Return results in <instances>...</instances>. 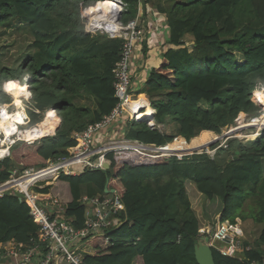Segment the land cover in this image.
Listing matches in <instances>:
<instances>
[{
    "label": "trees",
    "instance_id": "obj_1",
    "mask_svg": "<svg viewBox=\"0 0 264 264\" xmlns=\"http://www.w3.org/2000/svg\"><path fill=\"white\" fill-rule=\"evenodd\" d=\"M123 1V24L138 17L140 5L165 13L172 47L149 71L142 94L133 97L151 101L156 126L121 117L104 136L124 134L157 146L192 144L217 137L214 133L234 124L241 113L259 114L252 97L258 86L264 87V0H171L168 5L163 0ZM95 4L108 3L0 0V36L15 25L32 38L17 62L0 69V76L13 80L30 72L31 122L42 121L49 109L60 119L55 135L11 148V156L0 160V182L19 166L39 169L68 154L77 144L75 132L102 121L117 106L114 81L123 40L85 32L83 10ZM0 97V103L11 102L7 94ZM82 99L88 103L82 104ZM107 158L110 169L62 174L45 189L62 199L60 207L75 228L86 220L82 189L87 188L90 197L106 194V188L118 191L124 206L116 215L120 223L89 241L93 252L83 254V264H135L137 259L142 264H198L200 222L187 180L208 199L221 200L220 221L235 223L241 216L262 225L258 239L245 242L238 257L212 247L215 263L264 264V134L249 144L231 138L214 155L194 153L180 159L119 150ZM247 199L250 213L244 214ZM38 232L19 194L9 191L0 197V243L13 240L28 247Z\"/></svg>",
    "mask_w": 264,
    "mask_h": 264
},
{
    "label": "built area",
    "instance_id": "obj_2",
    "mask_svg": "<svg viewBox=\"0 0 264 264\" xmlns=\"http://www.w3.org/2000/svg\"><path fill=\"white\" fill-rule=\"evenodd\" d=\"M102 1L104 4L109 3V6L96 13H92V10L98 7L97 4L87 7L83 10L82 17L84 18L86 33L106 32L110 38L123 40L121 57L116 64L114 81L118 104L102 121L89 125L82 132H75L74 137L77 144L68 148V154L57 159H50L45 167L39 169L19 166L11 172L9 179L0 182V197H4L9 191H15L20 195L21 200L29 205L31 217L39 226L37 236L31 239V244L28 247L13 240L5 244L0 243V262L3 258H8L13 260V264H83V254L87 253L85 248L90 245L89 241L97 234L102 233L103 230L120 223L116 215L124 207L121 197L118 193L111 192L93 197H82V202L87 207L86 220L82 228H75L73 220L67 218L64 210L60 207L62 199L53 192L45 191V189L55 185L62 174L80 175L85 169H104V165L110 163L107 155L119 150H134L149 157L178 156L165 154L163 148L166 145L144 144L129 140L126 137L123 140L118 139V137L107 138L103 134L104 130L117 127L115 125L121 117H128L130 121H141L143 118H140L138 113L141 115L146 112L147 105H136L140 98L134 100L135 92L132 91L134 80L137 77L132 67L135 57L134 50L146 37L145 26L140 23L138 17L127 24L121 22L122 13L127 9V3L123 0ZM142 80L146 83V78H142ZM25 83L28 90L31 91L28 81ZM256 91L264 92V87L258 86L254 91V97ZM20 99L23 100V96ZM30 100L25 101L23 112L26 115L23 117V122L16 120L14 114L21 109L11 105V102L8 108L11 119L0 117V160L10 157L11 148L18 142L24 141L31 144L56 134L60 126L57 111L55 109L47 110L44 119L33 124L28 114ZM252 100L260 107L259 114L249 120H247L248 115L245 114V119L239 120L237 126L229 129L225 137L228 136L231 139L230 137L234 136V131L247 130L252 127L255 130L252 138L257 139L264 134V103L255 99ZM149 106L153 108V113H155L156 110L150 100ZM49 111L53 112L54 115H46ZM146 122L150 127L156 126L153 118ZM43 124L51 125V129L46 134L27 135L28 130L36 131ZM240 231L241 228L238 224L219 222L216 231L211 232L209 236L214 242L209 244L211 247H215L216 242L230 244L231 248L228 251L221 248L217 249L223 255L232 257L236 255V250H238L232 235L239 234ZM41 247L42 249H40ZM232 248L234 251H230Z\"/></svg>",
    "mask_w": 264,
    "mask_h": 264
},
{
    "label": "rangeland",
    "instance_id": "obj_3",
    "mask_svg": "<svg viewBox=\"0 0 264 264\" xmlns=\"http://www.w3.org/2000/svg\"><path fill=\"white\" fill-rule=\"evenodd\" d=\"M101 33H104V32H101ZM191 38L192 37H188L187 39L190 40ZM31 41H32L31 35L28 33H25V31H22V30H16L15 25L11 27L8 30V32H6L4 35H1L0 36V69L4 66L11 67L15 62H17L18 59L21 57L22 53L28 49L29 43H31ZM0 81H4L2 76H0ZM132 91L136 92V94L133 96L134 98L142 94L141 93L142 89H140L139 87L133 86ZM252 99H254V94H253ZM81 103L85 104V103H88V101L87 99H82ZM245 114L242 117V119H240L241 114H239V116L235 120V123L224 128L220 134L214 133L215 136L220 137V138L219 140L216 139L215 142L210 143L208 147L205 146L195 151L185 152V153L178 155L177 157L181 159L187 155L194 154V152L195 153L207 152L213 155L215 153L214 151L226 145L225 142L228 141L229 137L228 136L225 137V134L228 132L229 129L236 127L239 120H244ZM254 117L256 116L248 115L247 120L254 118ZM159 127H161V125H159ZM254 132H255L254 127H252V128H248L247 130L237 131V133H234L233 137H237L238 139L240 138V140H242L244 143L249 144L250 142H253L256 140L252 138V136L248 137V135L250 134L253 135ZM233 137H230V138H233ZM123 138H125L124 134L118 137V139L120 140H123ZM121 144H123V142H121ZM184 184L191 198L192 209L196 213L198 220L200 222V229H199L200 235L202 237L209 238V240H207L208 243L211 244V242H214L213 239L212 238L210 239L209 236L211 232L216 231V227L219 222H226V223L230 222L232 225H235V224L240 225V228H241L240 233L232 235L234 237L233 241L236 244L237 249H238L236 250V253H235L236 255L232 257H238V255L241 254L240 251L242 252L244 251L245 242L254 243L258 239L260 230L262 228L261 224L255 223L251 218L245 221L243 220L241 216L235 218V223H232L229 219L220 221L221 215L223 212V208H222L223 204L221 200L219 198L210 200L207 197H205L202 193L201 194L203 196H199V194L196 193V190H194V188H196L195 184L190 180L185 181ZM63 200L66 201V197H64ZM249 202H250V199H247L246 206L242 209L243 211L241 210L244 214L250 213V209L248 206ZM216 243L214 244L216 249L221 248V249H226L228 251L231 248L230 244H225L222 242L221 243L216 242ZM230 251H234V249L232 248Z\"/></svg>",
    "mask_w": 264,
    "mask_h": 264
},
{
    "label": "crops",
    "instance_id": "obj_4",
    "mask_svg": "<svg viewBox=\"0 0 264 264\" xmlns=\"http://www.w3.org/2000/svg\"><path fill=\"white\" fill-rule=\"evenodd\" d=\"M170 3H172L171 0H163L164 5ZM138 18L140 23L145 26L146 37L134 50L135 57L132 67L134 74L137 75L135 78L136 80H134V87H139L141 89L145 86L142 78H146V80L148 79L149 71L160 63L164 51L167 48H171L172 45L168 44L170 32L167 28V16L165 13L158 12L157 9L153 7L150 9H144V6L140 5ZM244 114L241 113V115ZM109 130L110 129L104 130V133ZM194 190H196V193L199 194V196H203L196 188H194ZM86 191L87 188L82 189V197L89 196ZM85 250L87 253H92L93 247L88 245ZM240 253H242V251H240ZM0 264H13V260L3 258ZM135 264H142V262L140 259H137Z\"/></svg>",
    "mask_w": 264,
    "mask_h": 264
},
{
    "label": "clouds",
    "instance_id": "obj_5",
    "mask_svg": "<svg viewBox=\"0 0 264 264\" xmlns=\"http://www.w3.org/2000/svg\"><path fill=\"white\" fill-rule=\"evenodd\" d=\"M30 76V72H25L17 79L0 81V93L8 94L11 97V105L21 109V111H17L14 114L18 122H23V117L26 115L23 112L25 101H29L32 97V92L28 90V86L25 83L29 80ZM21 96H23V100L20 99ZM9 106L8 102L0 103V117L11 119L8 113ZM46 115L52 116L54 113L49 111Z\"/></svg>",
    "mask_w": 264,
    "mask_h": 264
},
{
    "label": "bare ground",
    "instance_id": "obj_6",
    "mask_svg": "<svg viewBox=\"0 0 264 264\" xmlns=\"http://www.w3.org/2000/svg\"><path fill=\"white\" fill-rule=\"evenodd\" d=\"M110 4L112 5L113 3H110ZM108 6H109V3L106 4V5H103V6L100 5V7H97L96 9H93L92 13H96L97 11H100V9H104L105 7H108ZM254 99L256 101H261V102L264 103V92L256 91ZM138 104H141V105L146 104L147 105V111L143 112L141 115L138 113L139 117L140 118L151 117V115L153 113V108L151 106H149V100L142 99V100H140L139 102L136 103V105H138ZM137 112H139V111H137ZM243 116L244 115H241L240 119H242ZM50 129H51V125L47 126V125L43 124L41 126V128L40 129H36V131L31 132V131L28 130L27 131V135L28 136H33V135L36 134L35 136H39V135H42V134H46V132H48V130H50ZM234 132H236V131H234ZM40 133H42V134H40ZM219 138L220 137L208 138L205 141L196 142V143H192V144L178 143V144H174V145H168V146H165V148H163V151H164L165 154H168V155H171V154L180 155V154L185 153V152L198 150V149H200L202 147H205V146L208 147V145L210 143L215 142L216 139L219 140ZM127 145H129V144H127Z\"/></svg>",
    "mask_w": 264,
    "mask_h": 264
},
{
    "label": "water",
    "instance_id": "obj_7",
    "mask_svg": "<svg viewBox=\"0 0 264 264\" xmlns=\"http://www.w3.org/2000/svg\"><path fill=\"white\" fill-rule=\"evenodd\" d=\"M152 118L153 115H151V117H145L141 121H147L148 119ZM108 169H110V163H106L104 165V170ZM106 192L118 193L116 189L108 190V188H106ZM207 240L208 238L201 236L195 245V258L198 264H216L213 255V249L211 245L207 242Z\"/></svg>",
    "mask_w": 264,
    "mask_h": 264
},
{
    "label": "flooded vegetation",
    "instance_id": "obj_8",
    "mask_svg": "<svg viewBox=\"0 0 264 264\" xmlns=\"http://www.w3.org/2000/svg\"><path fill=\"white\" fill-rule=\"evenodd\" d=\"M235 133H237V132H235Z\"/></svg>",
    "mask_w": 264,
    "mask_h": 264
}]
</instances>
